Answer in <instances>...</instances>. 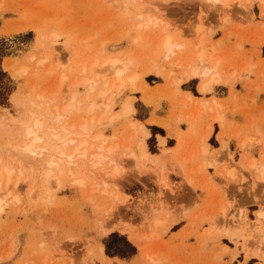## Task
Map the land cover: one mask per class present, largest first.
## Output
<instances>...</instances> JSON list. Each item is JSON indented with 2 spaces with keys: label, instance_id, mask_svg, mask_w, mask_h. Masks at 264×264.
Instances as JSON below:
<instances>
[{
  "label": "rangeland",
  "instance_id": "rangeland-1",
  "mask_svg": "<svg viewBox=\"0 0 264 264\" xmlns=\"http://www.w3.org/2000/svg\"><path fill=\"white\" fill-rule=\"evenodd\" d=\"M204 3L0 0V129L56 163L11 159L0 264H264V0Z\"/></svg>",
  "mask_w": 264,
  "mask_h": 264
},
{
  "label": "bare ground",
  "instance_id": "bare-ground-1",
  "mask_svg": "<svg viewBox=\"0 0 264 264\" xmlns=\"http://www.w3.org/2000/svg\"><path fill=\"white\" fill-rule=\"evenodd\" d=\"M205 5L208 4L211 6L218 7V3H220V0H201ZM177 47H180V45H177L172 42L170 38L165 39L163 43V52L164 56H168L170 53H174L175 49ZM105 67V71L107 72V75L116 76L119 80L121 78L122 73L124 72V68L117 65L116 61H111L108 63ZM213 68V67H212ZM212 68L204 67L203 75L206 76L211 73ZM197 70H193L191 75H197ZM137 77L133 76L132 78H129V81L131 83H134L136 81ZM88 80V79H87ZM107 81V80H105ZM217 81V75H211L208 80L204 81L201 85V92H210L213 88L214 83ZM115 105V98L111 97L107 104H106V113H110ZM133 112V107L131 104V100L126 101L121 109V112L119 114H116L113 116L112 121L116 120L117 118H120V116L123 115H129ZM31 117V116H30ZM34 121V124L27 125L24 123H18L15 127H10L8 129H0V151L1 153H12V157L10 156V159H7L5 163L2 164L0 161V168L2 171L0 172V212L3 210V206L6 202L4 200V195L7 197L9 195H14V192L10 190V183L12 179L13 172H15L14 167L12 166L11 159H18V160H26L27 162H31L32 157L39 159L48 169L47 176H50L51 173L55 172L56 169V163L53 161H50L45 158V151L37 152L35 143L40 140L39 133L41 132L42 128L40 126L41 123V117L40 118H32ZM85 123L83 126L85 127ZM2 126V125H1ZM33 138L34 141L31 143L29 141V138ZM104 135L98 134L97 139L102 144L104 140ZM52 138L57 140V142H60V136L59 135H53ZM249 139H242L240 141L239 146L242 149H246L247 143ZM250 141V140H249ZM86 143V141L84 142ZM165 140H161V144L164 145ZM102 146V145H100ZM98 150H102V147L97 148ZM77 151V150H76ZM83 156H87V159H89V162L93 164L94 166L98 167L101 165L103 158L101 157V153H97L96 151H91L88 154H84ZM138 156L143 159L150 158V153L147 152V145L144 141H141V143L138 145ZM17 160V161H18ZM255 161L252 158V160L249 162V168L251 170L255 169ZM19 170V169H18ZM264 171V168L261 170V172ZM229 174H231L230 171H228ZM5 176V178H4ZM18 184V183H17ZM3 195V196H2ZM260 217H264V212H259L258 214ZM111 231L105 232V235H108ZM101 250L103 251L104 246L100 245Z\"/></svg>",
  "mask_w": 264,
  "mask_h": 264
},
{
  "label": "crops",
  "instance_id": "crops-1",
  "mask_svg": "<svg viewBox=\"0 0 264 264\" xmlns=\"http://www.w3.org/2000/svg\"><path fill=\"white\" fill-rule=\"evenodd\" d=\"M202 85V84H201ZM201 85L199 84L198 85V87H197V84L195 83V86H194V90H195V92L196 91H198V88L201 90ZM189 91V90H188ZM191 93H193L192 91H190ZM194 94V93H193ZM207 94H209V93H207ZM220 98V97H219ZM167 116L166 115H164V116H162L161 118H166ZM149 117H147V119H148ZM213 124H216V122H214V123H212L211 124V126H210V133H209V137H210V135L212 136V135H214V133H215V130H214V127H213ZM153 128H155V129H158V130H160L161 129V127H159V126H153V125H151ZM162 130V129H161ZM149 133H150V136H151V131H150V129H149ZM159 136H161V137H163L164 135H159ZM208 137V138H209Z\"/></svg>",
  "mask_w": 264,
  "mask_h": 264
},
{
  "label": "trees",
  "instance_id": "trees-1",
  "mask_svg": "<svg viewBox=\"0 0 264 264\" xmlns=\"http://www.w3.org/2000/svg\"><path fill=\"white\" fill-rule=\"evenodd\" d=\"M114 234V233H113ZM115 234H117V233H115ZM119 235V234H118ZM127 240V239H126ZM129 242V241H128ZM130 243V242H129ZM131 244V243H130ZM132 245V244H131ZM135 247V246H134ZM107 254V253H106ZM108 255V254H107ZM109 256V255H108ZM112 257H114V256H112Z\"/></svg>",
  "mask_w": 264,
  "mask_h": 264
}]
</instances>
